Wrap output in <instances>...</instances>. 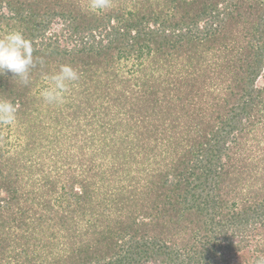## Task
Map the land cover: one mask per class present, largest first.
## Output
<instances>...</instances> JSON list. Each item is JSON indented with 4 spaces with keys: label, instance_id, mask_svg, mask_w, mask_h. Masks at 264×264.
Segmentation results:
<instances>
[{
    "label": "trees",
    "instance_id": "1",
    "mask_svg": "<svg viewBox=\"0 0 264 264\" xmlns=\"http://www.w3.org/2000/svg\"><path fill=\"white\" fill-rule=\"evenodd\" d=\"M90 5L0 0L36 61L0 75L35 149L0 142V264H264V0Z\"/></svg>",
    "mask_w": 264,
    "mask_h": 264
},
{
    "label": "clouds",
    "instance_id": "2",
    "mask_svg": "<svg viewBox=\"0 0 264 264\" xmlns=\"http://www.w3.org/2000/svg\"><path fill=\"white\" fill-rule=\"evenodd\" d=\"M110 0H91V8L101 11L109 7ZM32 40L23 32L12 29L0 37V75L10 72L24 85L31 81V71L35 67ZM49 85L44 87L40 96L47 104L62 103L69 86L80 79L79 72L71 65L62 64L59 70L47 77ZM17 118V105L0 98V124L13 125Z\"/></svg>",
    "mask_w": 264,
    "mask_h": 264
},
{
    "label": "rangeland",
    "instance_id": "3",
    "mask_svg": "<svg viewBox=\"0 0 264 264\" xmlns=\"http://www.w3.org/2000/svg\"><path fill=\"white\" fill-rule=\"evenodd\" d=\"M136 59L135 58H130L128 59V62L126 63V61H124L121 65H123V70H128L130 67L134 66V61ZM127 64V66L125 67L124 65ZM125 67V68H124ZM122 70V71H123ZM183 72H185V69L183 70ZM209 72H216L215 70V66L214 67H209ZM208 72V73H209ZM216 75V74H215ZM261 81L262 79H259L258 80V83L261 84ZM219 84V80L217 82H215L213 84V91H219V90H222L221 89V85H218ZM49 84L47 83L44 87L48 86ZM224 86L226 84H223ZM208 88L205 90V95L207 96V93H208ZM25 126H20L18 125V120H16V122L13 124V125H3V124H0V142L3 144V147H2V150L4 153H6L7 155H17L18 152H20V150L22 149L24 151V153H28L30 151H35V149H23V146L27 145V142L33 140V138L31 137V134L28 133V134H24L23 131H24V128ZM41 130H45V131H49L51 134H53V132L56 130V125H52V126H47V128H40V131H38L36 133L37 136L41 137L42 139V143L43 146H45L47 144V141L48 139H46V134L47 132H41ZM18 143L20 145H18ZM36 144V143H35ZM37 145V144H36ZM39 147V146H38ZM41 148L39 147V150ZM38 150V151H39ZM20 242L22 243H25V239H19ZM29 241V240H28ZM33 241H37L36 239H33ZM21 243H18L16 245L17 249H18V246L20 247V249H22V245L20 246Z\"/></svg>",
    "mask_w": 264,
    "mask_h": 264
}]
</instances>
